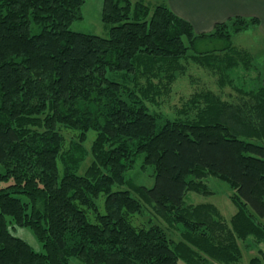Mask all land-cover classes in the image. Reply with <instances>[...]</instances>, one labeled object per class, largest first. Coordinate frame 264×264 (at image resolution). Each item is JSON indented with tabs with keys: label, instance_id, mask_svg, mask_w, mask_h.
Instances as JSON below:
<instances>
[{
	"label": "trees",
	"instance_id": "trees-1",
	"mask_svg": "<svg viewBox=\"0 0 264 264\" xmlns=\"http://www.w3.org/2000/svg\"><path fill=\"white\" fill-rule=\"evenodd\" d=\"M87 1L0 0V264L240 263L242 244L264 243V147L255 142L264 140V88L238 104L198 95L206 105L188 121L147 102L161 95L153 80L173 81L185 60L224 74L222 65L252 59L232 39L259 20L197 34L168 0H104L103 38L71 30ZM212 41L224 47L199 50ZM66 132L76 135L70 145ZM138 158L153 168L152 188L125 178ZM210 178L234 192L230 221L214 204L186 202L214 194ZM143 213L152 221L135 224ZM250 264H264V252Z\"/></svg>",
	"mask_w": 264,
	"mask_h": 264
},
{
	"label": "rangeland",
	"instance_id": "rangeland-1",
	"mask_svg": "<svg viewBox=\"0 0 264 264\" xmlns=\"http://www.w3.org/2000/svg\"><path fill=\"white\" fill-rule=\"evenodd\" d=\"M152 2H154V0H152ZM103 7L104 0H88L82 8V18L71 25V30L108 38L110 35V27L106 26L102 21ZM232 41L236 47L247 50L252 55V59L240 61L238 66L231 70H227L226 66L222 65L223 68H225L226 77L224 76L225 73L223 74L219 67L211 69L197 64L193 60H185L182 62V72H177L176 78L173 81H169L168 78L153 80L156 84L159 83V81L163 83L162 85H158L161 88V95L156 97V101L147 102L149 109L161 115L164 119L194 120L197 118L199 111L206 105L203 99L198 98V95L211 92L220 97L223 101L238 104L248 99L249 96H247V93L259 91L264 88L263 36L257 29L249 30L234 36ZM222 46L224 47V43L212 41L210 43L200 44L199 50L206 52L221 48ZM189 53L190 55L196 54L194 51H190ZM223 55L224 54H221V56ZM165 73L164 71L162 76H164ZM140 83L142 86L146 85V79L142 78ZM65 134L67 143L70 145L76 135L70 132H66ZM95 137V132L89 134V140L85 146L88 154H86V161L81 163L79 172L84 173L93 160L90 147ZM255 142L264 147V140H255ZM66 151H69V148L66 147ZM125 178L138 186L152 188L155 184L153 168L146 167L141 158L136 160L134 167L126 171ZM207 183L211 192L214 194L204 196L190 193L186 197V202L194 205L214 204L219 208L222 215L230 221L237 212L235 206L231 202V196L234 192L226 181L210 178ZM99 204L100 207L102 206L101 209L104 210V198L100 199ZM147 211L150 212L149 210ZM152 219L153 218H151L150 215L147 216L146 213H143V215H136L135 224L147 225ZM13 233L15 236L28 242L36 251H43L42 245L37 241L32 231L26 228H18L13 230ZM252 253H254L253 255L257 254V252ZM253 255L250 252H246L244 249V258L240 264H250V259ZM71 264L83 263L74 259ZM182 264H184V262Z\"/></svg>",
	"mask_w": 264,
	"mask_h": 264
},
{
	"label": "crops",
	"instance_id": "crops-1",
	"mask_svg": "<svg viewBox=\"0 0 264 264\" xmlns=\"http://www.w3.org/2000/svg\"><path fill=\"white\" fill-rule=\"evenodd\" d=\"M168 3L172 11L188 21L197 34L210 33L217 24L242 17L258 19L259 25L251 30L257 29L264 38V0H168ZM263 245L264 243L252 250L245 249L244 244L241 247L243 254L244 249L252 255L254 254L252 252H257L252 256L254 258L259 256L260 251L264 252Z\"/></svg>",
	"mask_w": 264,
	"mask_h": 264
}]
</instances>
